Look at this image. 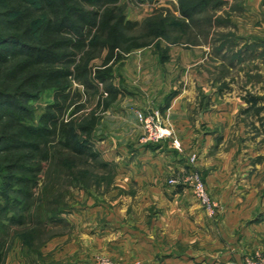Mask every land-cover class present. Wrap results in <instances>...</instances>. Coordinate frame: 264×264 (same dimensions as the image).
<instances>
[{"label": "rangeland", "instance_id": "1", "mask_svg": "<svg viewBox=\"0 0 264 264\" xmlns=\"http://www.w3.org/2000/svg\"><path fill=\"white\" fill-rule=\"evenodd\" d=\"M116 5L125 21L132 24L124 30L128 42H120L115 57L106 65L108 52L102 44L89 49L86 58L91 77L105 66L111 69L104 81L95 79L93 84L72 79L70 103L60 118L77 126L91 115L97 117L92 147L86 153H78L61 146L58 140L51 144L49 159L41 161V171L31 189L32 215L27 213L25 220L9 225L6 234L0 232V264H216L213 257L231 255L233 244L226 248L221 239L215 241L210 230L193 228L195 220L186 216L180 219L179 212L163 216L160 201L145 196V190L140 191L143 186L123 185L115 179L117 160L135 156L124 143L131 135L132 127L128 125L132 120L126 122L122 112L125 115L137 103L146 105V109L135 110L140 128L135 141L153 148L171 138L172 146L185 160L181 170L167 174L166 184L172 176L180 174L184 179L190 171L197 173L207 194L219 206L216 216L207 215L188 186L177 185L183 190L177 200L191 202L192 211H203L199 215L204 213L206 226L207 222L221 220V205L197 165V154L185 151L180 142L179 148L173 145L174 129L160 111L162 100L181 91L196 94L198 103L205 93H216L220 98L215 109L223 107V99H228L231 117L227 146L233 149L232 171L241 176L237 183L243 188V198L247 189L264 197V131L261 134L258 128L264 125V116H260L261 107L259 111L248 103L250 97L256 102L264 99V0H209L188 19L181 12L180 0H117ZM51 101V92L46 91L32 102L35 119ZM137 111L158 112L171 128V137L142 144L144 130ZM220 123L217 119L214 125ZM55 211L60 213L51 220ZM194 215L199 217L197 212ZM261 217L264 213L256 219ZM164 220L168 223L165 229L160 227ZM119 221L123 226L136 228V244L130 239L125 247L122 245V253L106 254V241H100V235L103 231L116 232L114 224ZM245 225L243 219V239ZM151 230L155 235L153 243L147 241ZM219 231L224 237L225 232ZM166 233L170 236L168 241L164 238ZM179 233L184 235L182 239L177 237ZM120 234L122 242L124 236L130 237L123 229ZM245 245L244 240L243 250ZM133 247L135 254L131 255ZM256 255L264 260V253L256 247L243 251L237 259L240 263L228 260L226 264H246ZM215 260L221 264L218 258Z\"/></svg>", "mask_w": 264, "mask_h": 264}, {"label": "trees", "instance_id": "2", "mask_svg": "<svg viewBox=\"0 0 264 264\" xmlns=\"http://www.w3.org/2000/svg\"><path fill=\"white\" fill-rule=\"evenodd\" d=\"M180 1L188 19L209 0ZM116 2L0 0L1 234L25 220V214L32 215L31 189L55 140L78 153L92 147L97 117L91 115L77 126L60 118L70 103L72 79L93 84L95 79L104 81L111 69L105 66L91 77L89 49L102 44L108 52L106 65L120 42H128L124 30L132 24L125 21ZM46 91L52 101L35 119L32 102ZM250 102L254 105L256 99L250 97ZM59 213L52 212L51 220ZM1 255L0 250V259Z\"/></svg>", "mask_w": 264, "mask_h": 264}, {"label": "crops", "instance_id": "3", "mask_svg": "<svg viewBox=\"0 0 264 264\" xmlns=\"http://www.w3.org/2000/svg\"><path fill=\"white\" fill-rule=\"evenodd\" d=\"M263 20L261 21L264 22ZM217 98H220V96H217L216 93L207 92L204 94L202 100L201 97L200 100L198 99V103L196 94L186 95L184 91H181V93L175 94L169 100H162L160 102L161 104L159 103V107H161L160 111L163 117L166 118L174 129L173 137L181 143L185 151H193L197 154V165L205 174V180L207 181L212 196L221 205V220L218 223H214V225L211 222H207L206 226L204 213L199 215L203 211H192L190 206L191 202L185 204L182 198L177 200V197L183 196V190L181 191L177 188V185L172 186L166 184L165 179L167 174L171 171L181 170L185 160L182 153L172 146L171 138L161 144L154 145L153 148H145L144 146L138 145L135 141L140 131L135 110L146 109V105L143 106L137 103L134 104L133 110L125 111V115L122 112L123 114L121 116H125L127 119L126 122L132 120L129 123L132 126L128 125L132 127L131 135H127L126 142L124 143H127L128 148H131L133 151L132 155L135 154V156L129 155L125 160H117L118 167L115 179L120 183H124L123 185L135 183V185L143 186L140 191L145 190V196H150L160 201L162 210L160 212L163 213V216H166L167 213L179 212L180 219H184L186 216L188 220H195L193 222V228L196 230L203 229L207 232L210 230L215 241L217 240L219 242L221 239V244L226 248L232 246V244L236 246L235 253L233 251L234 246L231 248V255L225 252L224 254H228V256L221 255V257H213L212 261L216 264H218V260L216 261L215 258H218L221 264H226L228 260H231V262L235 260L236 263H240L237 259H239L243 251L249 252L258 247L264 253V218L256 219L258 214L264 213V197H257L255 191L247 189V193L243 198V188H239L237 183L241 176L235 171H232L233 149L227 146V132L231 117L229 111L231 109L229 108L230 106L227 107L226 105L228 99H223V107L215 109L217 107L216 101H219ZM261 100L264 101V99L259 98L254 105L251 102L248 103L251 106L258 107V110L261 107L260 116H264V103ZM217 119L221 123L215 126L214 124L217 122ZM258 128L262 134L264 125L262 128ZM262 166L264 167V163ZM144 183L146 187L143 185ZM195 206L201 207L198 203ZM194 212H197L199 217H196ZM243 219L246 221L244 239ZM116 223L114 224V226H117L116 232L103 231L100 235L102 237L100 241H106L104 249L106 254L116 255V253H122L120 251L122 245L125 247L127 241H130V239L134 245L136 244V232L133 230L136 228L131 226L133 228L131 229L125 225L123 226V223L120 221ZM167 225V221L164 220V223L160 227L165 229ZM240 227L242 230L240 229V232L237 234L236 231ZM152 228L154 229L155 227ZM122 229L130 236L127 237L128 239L124 236L125 240L123 242V238L121 237L123 234H120ZM219 229L225 232L224 237H220ZM180 231H182V228ZM147 236L150 237L147 241L153 243L152 240L155 238L153 230ZM169 237L167 233L164 236L166 241L169 240ZM177 237L182 239L184 235L179 233ZM262 238L263 241L261 240ZM244 240L246 245L243 250ZM134 254L135 248L131 250V255ZM176 257H179L180 260L184 259V256ZM231 262L228 264H233Z\"/></svg>", "mask_w": 264, "mask_h": 264}, {"label": "built area", "instance_id": "4", "mask_svg": "<svg viewBox=\"0 0 264 264\" xmlns=\"http://www.w3.org/2000/svg\"><path fill=\"white\" fill-rule=\"evenodd\" d=\"M137 116L144 130L140 138L142 144L157 143L168 137H171V128L164 124L158 112L146 113L145 111H137ZM173 145L179 148L180 144L177 139L173 138ZM193 161V160H192ZM180 174L169 178L168 183L172 185H185L191 190L194 198L201 204L209 217H215L219 206L212 200L206 192L201 177L195 172H188L186 176L181 178ZM246 264H264V260L256 255L252 259H247Z\"/></svg>", "mask_w": 264, "mask_h": 264}]
</instances>
